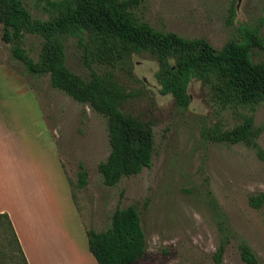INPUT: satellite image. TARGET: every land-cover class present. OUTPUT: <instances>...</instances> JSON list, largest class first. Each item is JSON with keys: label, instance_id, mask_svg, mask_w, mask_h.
I'll list each match as a JSON object with an SVG mask.
<instances>
[{"label": "rangeland", "instance_id": "rangeland-1", "mask_svg": "<svg viewBox=\"0 0 264 264\" xmlns=\"http://www.w3.org/2000/svg\"><path fill=\"white\" fill-rule=\"evenodd\" d=\"M22 1L34 17L47 19L38 0ZM138 14L158 30L205 39L217 50L234 39L237 27L245 25L259 29L264 45V0H142ZM41 41L34 35L25 40L24 47L35 61ZM66 45L68 67L87 76L76 40L68 37ZM253 59L264 63V46L255 49ZM158 70L157 59L145 53L133 57L132 75L127 76L136 98L126 109L154 130L152 165L107 186L98 168L111 151L107 118L52 88L49 76L29 74L13 58L0 23V88L4 95L13 96L11 103L18 110L24 200L28 207L35 202L29 184L43 193L40 183H33L38 177L61 198L65 250L62 259L55 257L51 264H78L80 254L98 264L87 231L108 230L115 211L129 206L138 209L148 241L139 264H217L214 255L219 252L220 234L208 205V185L232 229L264 264V206L254 209L249 202L251 196L264 194V160L245 144H215L201 136L206 126L230 130L254 116L264 150V103L254 109H222L195 79L189 88V110L181 113L172 96L160 93ZM81 165L88 173L83 188L78 175ZM52 196L56 199L54 192ZM0 264H24L5 219L0 221ZM222 264H245L237 241L228 247Z\"/></svg>", "mask_w": 264, "mask_h": 264}, {"label": "trees", "instance_id": "trees-1", "mask_svg": "<svg viewBox=\"0 0 264 264\" xmlns=\"http://www.w3.org/2000/svg\"><path fill=\"white\" fill-rule=\"evenodd\" d=\"M142 0H38L47 19L32 15L22 0H0L3 40L11 45L14 59L36 77L49 76L52 88L75 101L88 104L108 120L111 151L100 163L99 172L107 186L135 176L152 165L155 134L150 123L126 107L136 98L127 76L132 75L133 57L150 54L159 63L156 79L160 93L174 98L177 109L186 113L191 105L189 88L198 80L210 91V98L222 109L255 108L264 103V63L255 62V49L263 47L259 29L237 27L234 39L221 50L205 39H189L154 28L138 14ZM27 35L39 37L41 51L35 61L25 49ZM74 38L82 52L87 76L73 72L67 65L66 40ZM254 116L230 130L219 125L206 126L201 136L215 144H245L264 160L258 142ZM79 186L88 184L83 165ZM75 201L74 191L72 192ZM208 205L220 234L217 264L235 240L245 264H259V258L245 239L238 237L207 186ZM251 207L264 206V194L251 196ZM76 203V202H75ZM16 239L10 218L0 214ZM89 249L98 264H139L148 248L146 233L136 206L117 209L111 227L102 232L87 231Z\"/></svg>", "mask_w": 264, "mask_h": 264}, {"label": "crops", "instance_id": "crops-1", "mask_svg": "<svg viewBox=\"0 0 264 264\" xmlns=\"http://www.w3.org/2000/svg\"><path fill=\"white\" fill-rule=\"evenodd\" d=\"M2 84L4 85V81ZM1 88L0 214H6L10 218L27 264H51L55 257L62 259L60 253L65 250V241L62 238L67 235V229L65 219L62 217L61 198H58L55 191H51L50 186L45 187L38 177L33 179V183H40L43 193H40V188L37 193L35 187L29 184L35 202L28 207L24 200L19 176L18 110L17 106L11 103L13 96L4 95ZM53 192L56 199H53ZM78 256L82 264L86 257L82 254ZM87 259L91 262L89 258Z\"/></svg>", "mask_w": 264, "mask_h": 264}, {"label": "bare ground", "instance_id": "bare-ground-1", "mask_svg": "<svg viewBox=\"0 0 264 264\" xmlns=\"http://www.w3.org/2000/svg\"><path fill=\"white\" fill-rule=\"evenodd\" d=\"M87 258H85V260H82L83 262H82V264H91V262H89V260L87 259ZM81 264V261H80V258H78V264Z\"/></svg>", "mask_w": 264, "mask_h": 264}]
</instances>
